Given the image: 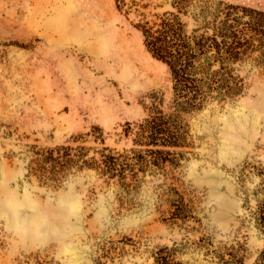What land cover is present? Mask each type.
<instances>
[{
  "label": "rangeland",
  "instance_id": "1",
  "mask_svg": "<svg viewBox=\"0 0 264 264\" xmlns=\"http://www.w3.org/2000/svg\"><path fill=\"white\" fill-rule=\"evenodd\" d=\"M219 4L244 60L187 113L140 27ZM0 264H264V0H0Z\"/></svg>",
  "mask_w": 264,
  "mask_h": 264
},
{
  "label": "trees",
  "instance_id": "2",
  "mask_svg": "<svg viewBox=\"0 0 264 264\" xmlns=\"http://www.w3.org/2000/svg\"><path fill=\"white\" fill-rule=\"evenodd\" d=\"M186 6L176 7L177 14L146 21L140 29L148 50L170 67L176 97L182 98L189 113L204 107L209 99L221 100L234 93L236 65L244 60V51L238 26L221 19L220 4L202 6L194 19L198 25L191 32L181 19L189 15ZM194 82L199 90L191 95Z\"/></svg>",
  "mask_w": 264,
  "mask_h": 264
}]
</instances>
